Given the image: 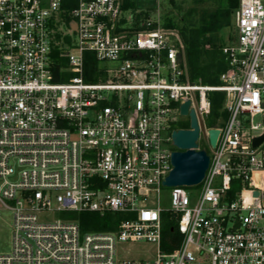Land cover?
Wrapping results in <instances>:
<instances>
[{"label":"built area","instance_id":"1","mask_svg":"<svg viewBox=\"0 0 264 264\" xmlns=\"http://www.w3.org/2000/svg\"><path fill=\"white\" fill-rule=\"evenodd\" d=\"M65 1L0 0V211L13 216L0 264H264V142L253 145L264 135V0H240L221 86L190 82L180 34L158 11L137 29L124 0ZM57 48L65 82L54 81ZM87 52L97 82L85 79ZM213 92L225 93L228 113L212 127L221 131L215 148L205 124ZM187 101L210 166L194 202L187 187H172L164 210L172 125ZM51 211L126 219L83 233L74 218L49 220ZM139 241L156 246L154 259L118 257L120 243Z\"/></svg>","mask_w":264,"mask_h":264},{"label":"trees","instance_id":"2","mask_svg":"<svg viewBox=\"0 0 264 264\" xmlns=\"http://www.w3.org/2000/svg\"><path fill=\"white\" fill-rule=\"evenodd\" d=\"M175 8L179 7L177 0H167ZM67 2V0L65 1ZM186 2V1H182ZM240 0H189L192 5L179 17L167 13L163 16L164 24L168 28L176 29L182 39L183 53L185 56L189 80L193 84L221 86V75L228 69V62L223 53V47L234 40L233 15L239 7ZM131 0H124L123 10L133 9ZM151 10L136 13V28L139 22L151 15ZM70 21V16H64ZM230 30L228 40L223 39V33ZM60 38V36H58ZM60 49L54 51L58 59L56 67L57 76L55 82H65L66 76L59 75V69L66 65V60L60 57ZM99 64L93 53L85 54V79L88 82L100 80ZM212 108L209 126L222 127L228 117L224 109L225 93L213 92L210 94ZM184 128V127H182ZM240 187L232 185L230 195L234 197ZM74 219L78 220L83 233L112 232L117 230L119 224L126 216L118 212L100 213H73ZM175 224V223H173ZM171 226L164 227V247L166 237L172 236ZM175 226V225H173Z\"/></svg>","mask_w":264,"mask_h":264},{"label":"rangeland","instance_id":"3","mask_svg":"<svg viewBox=\"0 0 264 264\" xmlns=\"http://www.w3.org/2000/svg\"><path fill=\"white\" fill-rule=\"evenodd\" d=\"M183 0H177L179 3L180 10L178 8H175L167 0H131V2L134 4L133 9H128L123 12V15L126 18H130L133 11L136 13L139 12H146V11H158L162 16H164L167 13H170L174 16H180L181 14L185 13L192 5H190L189 0L185 3L182 2ZM151 12V13H152ZM233 25H235V17L233 15ZM62 32L67 33V29L64 26H60ZM231 33L230 30H226L223 33V39L225 41L228 40V35ZM177 122H175L172 125V130H179L184 128H190V118L189 116H176ZM209 117H205V124L207 127L209 126ZM262 118L257 117L255 119V123H261ZM199 144L203 149H206L209 156L212 155V151L205 139L204 133H200L199 137ZM173 149L177 150L176 147H173ZM189 197L192 202H194L199 194L202 191V185L197 186H191L186 188ZM172 187H166L162 186L160 190V205L164 210H168L172 206ZM156 203V197L153 196L152 203ZM48 218L51 221H56L60 219H66L71 218L73 219V214L66 215L65 213L58 212V211H51L48 213ZM164 223L165 226H169L170 222L172 221L171 216H169V213L164 214ZM12 223H13V216L11 211H0V252L2 253H8L11 251L12 246ZM118 257L120 259H135V260H148V259H154L156 257L157 248L152 243L148 242H123L120 243L117 247Z\"/></svg>","mask_w":264,"mask_h":264},{"label":"water","instance_id":"4","mask_svg":"<svg viewBox=\"0 0 264 264\" xmlns=\"http://www.w3.org/2000/svg\"><path fill=\"white\" fill-rule=\"evenodd\" d=\"M181 61V55H179ZM190 101L181 107V115L189 116L190 128L179 129L172 132L173 145L177 148L172 153V170L163 181L166 187H191L200 185L210 166V156L206 149L198 150V140L203 123L199 124L196 112H189ZM220 129L212 128L208 131V140L211 148H215L219 139ZM264 142V135L254 140V147ZM259 193L255 192V196Z\"/></svg>","mask_w":264,"mask_h":264},{"label":"flooded vegetation","instance_id":"5","mask_svg":"<svg viewBox=\"0 0 264 264\" xmlns=\"http://www.w3.org/2000/svg\"><path fill=\"white\" fill-rule=\"evenodd\" d=\"M182 129H189V128H182Z\"/></svg>","mask_w":264,"mask_h":264}]
</instances>
